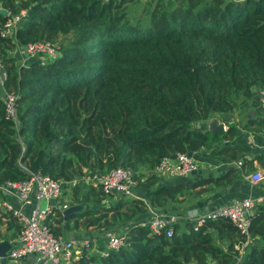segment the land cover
<instances>
[{
	"label": "trees",
	"instance_id": "obj_1",
	"mask_svg": "<svg viewBox=\"0 0 264 264\" xmlns=\"http://www.w3.org/2000/svg\"><path fill=\"white\" fill-rule=\"evenodd\" d=\"M139 1L0 0L9 12L0 15V29L20 17L14 38L0 36L4 90L19 95L16 130L0 92V185L25 180L20 165L64 183L118 166L134 172L142 200L103 207L105 196L88 186L82 211L64 222L56 210L57 227L49 223L54 235L81 220L86 228L125 234L127 246L118 251L82 250L70 264H264V205L255 211L252 242L240 262L235 246L244 237L225 219L197 231L185 221L182 231L174 225L170 238L139 226L148 208L180 206L237 177L229 169L219 178L159 186L153 170L163 157L193 155L235 137V126L213 133L206 125L216 115L230 119L249 110L242 106L264 88V0H147L139 14L129 15ZM69 35L57 59L19 63L26 45H54ZM15 50L19 58L9 56ZM242 123L264 131V114ZM247 153L226 147L216 160L232 164Z\"/></svg>",
	"mask_w": 264,
	"mask_h": 264
},
{
	"label": "built area",
	"instance_id": "obj_2",
	"mask_svg": "<svg viewBox=\"0 0 264 264\" xmlns=\"http://www.w3.org/2000/svg\"><path fill=\"white\" fill-rule=\"evenodd\" d=\"M24 15V12H21ZM18 16L8 20L0 29L2 38H14ZM26 60L37 58L41 65L57 59L59 56L58 48L53 44L36 42L26 45L23 49ZM25 65V61L21 66ZM7 79L5 66L0 59V92L4 103L6 120L14 124L18 130L19 121L17 115L18 93L6 92L4 83ZM258 103L264 107V88L258 92ZM223 132L227 131L226 125L222 124ZM24 148L22 146V152ZM22 170L27 173V178L23 181L6 182L0 185V191L7 197L17 203L15 207L7 200L0 202V208L9 213L19 224V233L17 237V246L11 248L7 253V259L17 261L29 255H36L38 261L50 264H59L62 259L65 264H70L76 260L82 253V250H88L90 253H98L101 256H107L109 251H118L127 246L125 235L108 233L104 236L106 240V249L99 252L94 248L92 241L84 240L80 244V249L76 247V242L66 239L62 236L54 235L47 222L59 209L63 211L68 208L67 204H61L57 207L58 201L63 195L65 185L75 187L78 179L69 183L52 179L41 172H32L20 165ZM197 170L196 161L189 157L187 153H177L172 157H163L154 168L153 174L158 177L167 178H185ZM251 185H257L264 181V174L260 171L251 173L247 177ZM83 181L93 184L100 189L103 196L111 198H129L138 199L135 194V188L138 182L135 179L134 172L129 168L118 166L106 173L95 174L85 177ZM258 205H264V196L260 198H246L235 201L230 205L219 206L206 212L187 213L185 220L193 224V231H197L207 222L225 219L244 237L241 245L235 246L238 251L237 262L242 259L245 248L250 244L251 239L249 229L255 216V208ZM152 217L141 221L139 226L148 227L151 234L167 238L173 236L174 225L178 218L173 216L155 215L152 210L149 211Z\"/></svg>",
	"mask_w": 264,
	"mask_h": 264
},
{
	"label": "crops",
	"instance_id": "obj_3",
	"mask_svg": "<svg viewBox=\"0 0 264 264\" xmlns=\"http://www.w3.org/2000/svg\"><path fill=\"white\" fill-rule=\"evenodd\" d=\"M20 57L21 60L19 61V63L21 64L23 61H25L26 64L27 60L22 50L20 51ZM242 107H245L246 109L250 107L249 108L250 112H248L250 119L245 120V122L247 121L251 122L252 120L255 119L252 118V116L250 115L251 111H253L254 113L253 112L252 113L256 116L258 114L264 113V107H262L258 103L257 96L255 100H252L250 103H246ZM241 113L243 112L241 111ZM215 117L218 119V122L220 124L226 125L227 128H229L230 126H235L237 130L235 137L232 139L225 140L222 143L215 144L214 147L210 150L201 149L200 151L194 153L192 157L196 161L197 170L193 172L190 176L185 178L159 177L161 181L158 183V185L159 186H163L167 184L175 185V184H182L184 182H196L199 180H204L209 178H219L225 175L229 169L236 170L237 177L232 180L231 184L228 187L224 189H220V191L216 193H212V194L206 193L200 196L194 195L193 198L186 199L184 203L180 206L159 211L160 212L159 215L162 217L173 216L178 218L177 220L178 222L175 225H179L180 231L184 230V226L186 224L185 216L187 213L193 212L199 214L201 212H206L208 210L214 209L219 206L230 205L235 201L243 200L246 198L255 199L264 196V181L257 185H251L247 180V177L253 172L260 171L264 174V131H257L255 127L251 129H244V123H242L243 120L241 119L236 118V120H234L232 119V117L228 119V118H224L221 115H216L214 116V118ZM225 120L228 121L226 122ZM235 146H239L242 149L246 150L248 152L247 155H244L237 162L232 164H222L216 160V154L220 150L226 147L231 148ZM249 162L252 163V168H249L248 165ZM80 182L84 183V187H79L77 188V190H75L77 195L74 198V200L71 201L69 198L61 197V199L58 201L57 207H59L61 204H67L68 207L70 205H81L83 206L84 209L85 197L88 191V186H91L93 184L86 183V181H83V179L81 178L78 179V184H80ZM78 184L75 187H78ZM136 195L138 196V199H129V198L115 199L111 197H107V198L104 197V200L100 206H104V205L110 206L112 201L115 202L120 199L142 200L139 194ZM78 197L81 203H75ZM181 199L182 198H180V200ZM3 200L9 201L15 207L17 206V203L14 200L10 199L5 195V193L0 191V202H2ZM259 206L262 205H258L255 208V211ZM91 207L92 209L97 208L94 205ZM150 210L151 209L148 208V214L142 216L140 220L145 221L150 219L152 217L151 213L149 212ZM60 212L62 213V211ZM55 216H56V211L53 214V216L48 219L47 224L49 227H50L49 223L53 227H57V224L54 220ZM71 225H74L73 222L71 223ZM18 233H19V224L17 223V221L3 208H0V242L7 241L10 243L12 248H15L17 246ZM117 234H123V233H117ZM105 235H106L105 229H98L93 226L86 228L83 224V221L81 220L77 224L76 229H73L59 236L75 241L76 247L78 249H80V244H82L84 240L92 241L94 244V248H96L99 252H102L106 249V240L104 238ZM5 264H50V263L38 261V257L36 255H29L25 258L19 259L14 262L7 259ZM59 264H65V262L61 259Z\"/></svg>",
	"mask_w": 264,
	"mask_h": 264
},
{
	"label": "rangeland",
	"instance_id": "obj_4",
	"mask_svg": "<svg viewBox=\"0 0 264 264\" xmlns=\"http://www.w3.org/2000/svg\"><path fill=\"white\" fill-rule=\"evenodd\" d=\"M146 1L147 0H140L139 3L130 5L129 6V9L130 10L128 12L129 15H131L133 13L139 14V12L142 11L144 5L146 4ZM70 39H71V36L70 35L69 36H66V37H59L54 42V46L59 49V47L61 45L66 44L67 42L70 41ZM12 55L16 56V58H19V56H18L19 55V51L18 50H15V51H13L12 53L9 54V56H12ZM248 112H249V110H246L243 113H241V110H237L231 116H232V119H234V120H236V118H237V119H241V120L245 121L247 119H250ZM240 113H241V115H240ZM255 116L256 115H254L253 118H255ZM206 127H207V125H206ZM146 175H148V174H146ZM77 179H80V178H77ZM81 179H85V177L84 178H81ZM91 186L93 188H98L95 185H91ZM79 187H84V183L83 182H80V184H78V187H71L70 185H65V188H64V192H63L62 197L69 198L71 201L74 200V198L77 195V193H76L75 190H77V188H79ZM103 207H109V206L108 205L107 206L104 205ZM105 230H106V234H108V233H114V234L120 233V230L114 231V230H112L110 228H106Z\"/></svg>",
	"mask_w": 264,
	"mask_h": 264
},
{
	"label": "water",
	"instance_id": "obj_5",
	"mask_svg": "<svg viewBox=\"0 0 264 264\" xmlns=\"http://www.w3.org/2000/svg\"><path fill=\"white\" fill-rule=\"evenodd\" d=\"M0 15L3 17H7L9 15V12L0 8ZM264 114V113H263ZM250 115L252 116V118L254 117V114L251 112ZM226 122L228 120H225ZM207 129L210 132H218V131H223V126L222 124H220L218 122L217 118H211L208 123H207ZM189 157H192L191 153H188ZM81 210H83V206L81 205H70L67 209L62 211V215L64 218V221H66L67 217L74 214V213H78ZM153 213L155 215H159L160 212L158 210H154ZM12 246L10 245L9 242L7 241H2L0 242V263L1 264H5L6 260H7V253L11 250Z\"/></svg>",
	"mask_w": 264,
	"mask_h": 264
}]
</instances>
